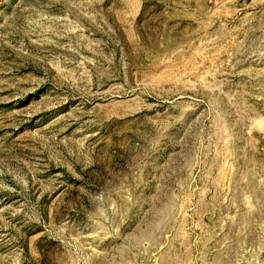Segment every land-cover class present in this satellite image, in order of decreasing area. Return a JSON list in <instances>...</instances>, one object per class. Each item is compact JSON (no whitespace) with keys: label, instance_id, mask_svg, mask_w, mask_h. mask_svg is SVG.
I'll return each instance as SVG.
<instances>
[{"label":"rangeland","instance_id":"1","mask_svg":"<svg viewBox=\"0 0 264 264\" xmlns=\"http://www.w3.org/2000/svg\"><path fill=\"white\" fill-rule=\"evenodd\" d=\"M0 264H264V0H0Z\"/></svg>","mask_w":264,"mask_h":264}]
</instances>
